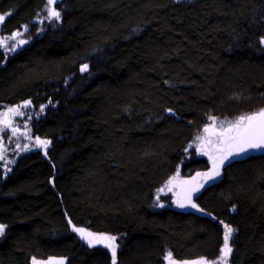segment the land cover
<instances>
[{"label": "trees", "instance_id": "trees-1", "mask_svg": "<svg viewBox=\"0 0 264 264\" xmlns=\"http://www.w3.org/2000/svg\"><path fill=\"white\" fill-rule=\"evenodd\" d=\"M46 6L0 0V37L27 40L0 49V113L31 101L19 123L32 137L0 132L18 150L0 164V264H112L66 217L116 236V264L216 261L224 224L228 264H264V155L229 158L194 196L203 212L152 204L177 167L207 168L183 152L209 116L264 108V0H56L59 21Z\"/></svg>", "mask_w": 264, "mask_h": 264}, {"label": "snow or ice", "instance_id": "snow-or-ice-1", "mask_svg": "<svg viewBox=\"0 0 264 264\" xmlns=\"http://www.w3.org/2000/svg\"><path fill=\"white\" fill-rule=\"evenodd\" d=\"M56 0H47L46 18L49 20L59 21L61 14L54 7ZM4 17L0 16V21H3ZM25 31L27 27L25 26ZM23 35L22 32L17 31L11 34L9 37L0 38V49L5 52H15L17 47L27 43V40L18 39ZM14 41L15 43L9 46L8 41ZM264 43V39L261 40ZM88 70V65L84 64L81 68V72ZM51 103V101L49 102ZM31 101H25L23 105L8 108L7 111L0 113V132L6 130L11 131L13 137L24 136L31 140L32 137L29 134L27 125L24 126V131L21 132L18 126L13 125V117H23L25 113L21 111V108H28ZM45 106H41L40 111L43 112ZM171 111V110H169ZM31 119V117H28ZM211 123L205 126L203 129V135H198L195 139L197 143V150L203 154L207 155L212 161V169L209 172L197 173V176L203 177L206 180H212L220 175V167L229 160V158L239 157L241 155L247 154L250 150H264V108L259 111L252 112L250 114H243L234 119H225L218 121L217 117L209 116ZM51 141L46 139L35 138V144L39 147L47 149ZM16 147L19 149L20 145L17 144ZM23 151L28 150V145H24ZM46 154V152H45ZM0 161L5 164V171H11L6 165L13 163L6 158V150L2 143H0ZM195 179V178H193ZM182 184L189 185L190 181H183ZM176 185V177L169 179L165 187L168 191H172L173 187ZM203 187L202 183H196L187 188H181V190L175 195L177 196L176 204L180 208L192 207L196 208L198 211L203 212V209H199L198 206L192 202L193 193L198 192L199 189ZM163 192L164 189H159ZM159 197H157L158 199ZM161 207L163 205H160ZM208 215H211L210 213ZM223 224V222L221 221ZM69 224L71 221L69 220ZM6 225L0 224V237L5 234ZM224 234H223V246L220 249V256L216 261H208L205 258H200L194 261H183L182 264H228V259L233 251L231 247V240L234 233V229L228 225L224 224ZM72 230L79 234L80 238L84 240L89 247H94L96 245H103L105 248L111 250L112 254V264H116V252H117V237L113 235L106 234H95L93 232L87 231L84 228H77L73 226ZM165 260L167 264H178V262L173 258L172 253L169 251ZM32 264H42L36 258H33ZM44 264H65L63 259L52 260L50 259Z\"/></svg>", "mask_w": 264, "mask_h": 264}, {"label": "rangeland", "instance_id": "rangeland-1", "mask_svg": "<svg viewBox=\"0 0 264 264\" xmlns=\"http://www.w3.org/2000/svg\"><path fill=\"white\" fill-rule=\"evenodd\" d=\"M46 9H47V6L44 8V13L45 14H46ZM20 32L23 33L22 30H20ZM9 36H11V34L10 35L1 36L0 38H2V37H9ZM18 39H23V35L21 37H19ZM13 43H15V42L14 41H11V40L8 41L9 46H11V44H13ZM12 107L13 106H3L2 107V110H1V113L7 111L8 108H12ZM21 111H23V108H21ZM250 113H252V112L241 113V114L236 115V116H233V117H221V118L217 117V120L218 121H221V120H225L226 118L229 119V120H231V119H234V118H236V117H238L240 115L250 114ZM20 118L21 117H13V125L14 126H18L19 129H20V131L22 132V130L24 131V126H22V124L19 123V122H21V119ZM210 123H211V121L209 119H207L206 123L202 126V128L199 129L192 136V138L189 140V142H187V144L185 145V148H184V152H183V159L184 158L191 157V156H203L207 160V165H208L207 168L204 169V170L195 171V172L191 173L190 175H184V174H182L180 172V169L177 167L173 171V173L171 175H169L163 181V183L158 188H156V190L154 191V193H153V199H152L153 208L160 209V208H165V207H172V208L179 209V210H184V209H187V208H192L190 206L185 207V208L178 207L177 204H176L177 196L175 195V193L179 192L181 190V188H187V187H190V186H192V185H194L196 183H202L203 177L197 176V173L209 172L212 169V161L209 159V157L207 155H203V154H201L197 150V143L198 142L195 139L198 135H203V129H204V127L205 126H208ZM9 132L11 133L10 130H6V131L1 132V133L2 134H6V133H9ZM2 137L3 136L0 135V143L3 144V146H4L5 150H6V158H7V160H9L8 157H12V153L18 152V150L15 149V148H12L9 144L6 145L5 142L3 143L2 140H1ZM8 137H9V135H8ZM20 137L21 136H17L16 138L17 139L18 138L20 139ZM11 140H12V142L14 141L13 139H11ZM3 163H4L3 161H0V164H3ZM222 166L220 167V174H221V168H222ZM172 177H176V185L173 187V190L170 192V191L167 190V188L165 187V185L167 184V182L169 181V179H171ZM218 177H215L214 179H216ZM193 178H195V179H193ZM214 179H212V180H214ZM212 180H206L204 184L202 183L203 186L206 185V184H208V183H210ZM183 181H190L191 184L184 185V184H182ZM161 188L164 189L163 192H160L159 191V189H161ZM196 193L197 192L193 193V196H192V202L193 203H194V196L196 195ZM157 197H159V198L157 199ZM160 205H163V206L161 207ZM33 258H35V257H31L29 259V264H32ZM36 259L38 261H41L42 264H44V262H47L50 259H52V260H59V259H63V258L62 257L48 256L46 258H42V259L41 258H36Z\"/></svg>", "mask_w": 264, "mask_h": 264}, {"label": "water", "instance_id": "water-1", "mask_svg": "<svg viewBox=\"0 0 264 264\" xmlns=\"http://www.w3.org/2000/svg\"><path fill=\"white\" fill-rule=\"evenodd\" d=\"M23 104H24V102H20L18 105L21 106V105H23ZM257 155H264V150H250L247 154L241 155V156H239L238 158H247V157L257 156ZM202 183H205V180H204V179L202 180ZM210 217H211V219H214L213 216H210ZM65 219H66V222H67L68 225H69L70 230H71L72 232H74V231L72 230V228H73V226H75V225H73L72 222H71V224H69V218H68V217H66ZM75 227H76V226H75ZM75 233H76V232H75ZM77 234H78V233H77ZM82 243L87 244L84 240H82ZM176 261L178 262V264H181V261H180V260H176Z\"/></svg>", "mask_w": 264, "mask_h": 264}, {"label": "bare ground", "instance_id": "bare-ground-1", "mask_svg": "<svg viewBox=\"0 0 264 264\" xmlns=\"http://www.w3.org/2000/svg\"><path fill=\"white\" fill-rule=\"evenodd\" d=\"M155 195V194H154Z\"/></svg>", "mask_w": 264, "mask_h": 264}]
</instances>
